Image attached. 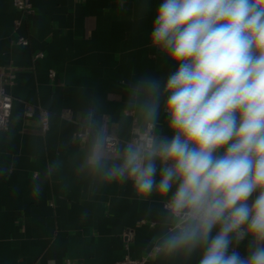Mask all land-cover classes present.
<instances>
[{
    "label": "crops",
    "instance_id": "crops-1",
    "mask_svg": "<svg viewBox=\"0 0 264 264\" xmlns=\"http://www.w3.org/2000/svg\"><path fill=\"white\" fill-rule=\"evenodd\" d=\"M29 1L33 12L21 15L12 0H0V71H16L7 88L9 126L0 131V264H111L153 248L146 264H198L200 250L188 256L161 246L172 226L162 206L167 198L154 191L142 199L131 182L109 183L87 163L97 133L106 130L120 142L116 154L104 150L103 163L120 162L134 123H147L138 85L155 78L163 86L178 68L150 46L163 0ZM19 36L27 46L16 43ZM38 51L44 57L33 62ZM165 99L154 125L160 139L172 135ZM27 106L35 108L30 118ZM125 231L132 236L128 250ZM247 247L245 239L237 250L244 256Z\"/></svg>",
    "mask_w": 264,
    "mask_h": 264
},
{
    "label": "clouds",
    "instance_id": "clouds-1",
    "mask_svg": "<svg viewBox=\"0 0 264 264\" xmlns=\"http://www.w3.org/2000/svg\"><path fill=\"white\" fill-rule=\"evenodd\" d=\"M150 46L178 64L163 86L138 85L150 126L166 97L171 138L142 136L107 168L97 133L87 163L109 183L131 182L142 199L167 198V252L264 264V0H163Z\"/></svg>",
    "mask_w": 264,
    "mask_h": 264
},
{
    "label": "built area",
    "instance_id": "built-area-1",
    "mask_svg": "<svg viewBox=\"0 0 264 264\" xmlns=\"http://www.w3.org/2000/svg\"><path fill=\"white\" fill-rule=\"evenodd\" d=\"M12 4L14 8L21 15H28L33 12V8L29 0H12ZM15 23L18 24L19 20L15 21ZM16 43L22 46H27L28 40L23 36H19L16 40ZM43 57H44L43 53L38 51L33 54L32 60L33 62H37L43 59ZM15 75H16V71L14 69L9 68L0 71V131H6L9 126L13 97L9 94L7 88L13 84ZM54 77H55V72L53 70H49L48 78L52 80L54 79ZM34 110L35 108L33 106H27L24 110V117L30 118ZM40 113L42 115V119L40 121V130L42 132H45L48 129L47 113L44 111H41ZM126 114L128 116H131L133 120H135L134 111H128ZM148 135L155 136L154 126H150L148 123H146L144 124L143 127H140L137 125V123H134L132 129V136L128 144L132 143L133 141L139 139L142 136H148ZM82 136L83 133L81 132L77 133L78 138H81ZM102 140L104 144V150L109 154L112 155L116 154L120 142L117 135L113 131L106 130L102 133ZM165 203L166 201L162 203L164 209H165ZM140 224L145 225L148 223L144 220H141ZM148 225L150 226L152 224H148ZM122 238L124 241L125 249L128 250L132 240L131 232L125 231L122 234ZM155 250L156 248H153V251ZM153 251L148 252L146 255L138 259L132 258L129 255H125L124 258H122L121 260L113 262L111 264H146L153 257L154 255ZM65 264H77V263L66 261Z\"/></svg>",
    "mask_w": 264,
    "mask_h": 264
}]
</instances>
